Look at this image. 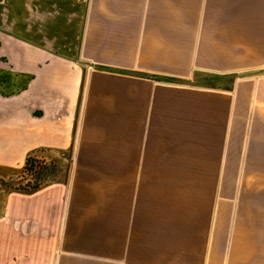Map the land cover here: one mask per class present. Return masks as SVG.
<instances>
[{"label": "crops", "instance_id": "0c3cea01", "mask_svg": "<svg viewBox=\"0 0 264 264\" xmlns=\"http://www.w3.org/2000/svg\"><path fill=\"white\" fill-rule=\"evenodd\" d=\"M43 149L0 264H264V0H0V168Z\"/></svg>", "mask_w": 264, "mask_h": 264}, {"label": "rangeland", "instance_id": "374dc122", "mask_svg": "<svg viewBox=\"0 0 264 264\" xmlns=\"http://www.w3.org/2000/svg\"><path fill=\"white\" fill-rule=\"evenodd\" d=\"M74 157L73 150H37L28 155L20 166L14 168H0V193L8 190H28L51 183L65 174L66 166L61 163ZM59 165V166H58ZM61 172V173H60Z\"/></svg>", "mask_w": 264, "mask_h": 264}, {"label": "trees", "instance_id": "16d2710c", "mask_svg": "<svg viewBox=\"0 0 264 264\" xmlns=\"http://www.w3.org/2000/svg\"><path fill=\"white\" fill-rule=\"evenodd\" d=\"M29 155V154H28ZM28 155L26 156V158H25V160H28ZM24 160V161H25ZM36 186L34 187V188H36V187H38V185L37 184H35Z\"/></svg>", "mask_w": 264, "mask_h": 264}]
</instances>
